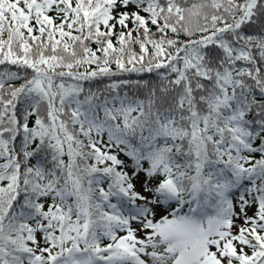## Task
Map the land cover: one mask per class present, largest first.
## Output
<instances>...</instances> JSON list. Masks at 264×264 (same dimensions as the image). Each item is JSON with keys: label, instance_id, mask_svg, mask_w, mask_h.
I'll return each mask as SVG.
<instances>
[{"label": "snow or ice", "instance_id": "6c2138e0", "mask_svg": "<svg viewBox=\"0 0 264 264\" xmlns=\"http://www.w3.org/2000/svg\"><path fill=\"white\" fill-rule=\"evenodd\" d=\"M0 264H264V0H0Z\"/></svg>", "mask_w": 264, "mask_h": 264}]
</instances>
